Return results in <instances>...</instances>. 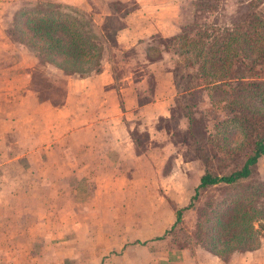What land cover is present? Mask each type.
<instances>
[{
	"label": "crops",
	"instance_id": "0c3cea01",
	"mask_svg": "<svg viewBox=\"0 0 264 264\" xmlns=\"http://www.w3.org/2000/svg\"><path fill=\"white\" fill-rule=\"evenodd\" d=\"M45 1L73 8L103 2L104 12H86L102 18L97 34L104 36L107 23L113 43L104 45L99 71L80 77L43 64L21 44L0 42V264L32 257L24 243L42 240L48 219L46 200L35 214L22 206L26 214L19 217L7 203L18 193L5 185L12 179L7 170L22 162L29 165L20 167L23 196L91 197L85 206L96 212L99 230L90 238L96 240L90 258L99 264H264V238L255 251L224 261L177 248L164 235L198 181L189 180L192 162L180 155L181 143L156 125L170 118L177 99L162 41L193 18L191 0ZM55 91L56 101L46 95ZM15 147L22 148L18 154H5ZM49 164L56 165L50 172ZM106 228L116 232L110 237Z\"/></svg>",
	"mask_w": 264,
	"mask_h": 264
},
{
	"label": "trees",
	"instance_id": "16d2710c",
	"mask_svg": "<svg viewBox=\"0 0 264 264\" xmlns=\"http://www.w3.org/2000/svg\"><path fill=\"white\" fill-rule=\"evenodd\" d=\"M263 1L191 0L192 15L214 20L194 23L164 45L186 134L203 165L174 223L201 191L225 190L196 224L201 248L220 260L255 251L264 236V180L254 177L264 156V14L257 11ZM13 18L14 41L66 75L97 73L104 45L113 43L107 23L104 36L97 34L90 16L60 3L26 2Z\"/></svg>",
	"mask_w": 264,
	"mask_h": 264
},
{
	"label": "rangeland",
	"instance_id": "374dc122",
	"mask_svg": "<svg viewBox=\"0 0 264 264\" xmlns=\"http://www.w3.org/2000/svg\"><path fill=\"white\" fill-rule=\"evenodd\" d=\"M26 2L40 3L42 5L49 4L45 0H0V42L3 41L7 43H16L12 37L9 24L11 23V21L14 22L15 20V18H13L14 13L17 12L19 8L23 7L24 3ZM86 5L74 8L78 9L88 16L89 14L86 11H91L92 8L96 9L98 14L107 10V7L104 6V3H100L99 1H97L95 7L93 5L91 8H89V6ZM111 6L117 7L114 3H111ZM187 9L191 12H194V7H192L191 4H188ZM257 11L261 14H264V1L261 2V5L258 7ZM219 12L220 10L217 9V13ZM212 20H214V17L200 19V17L196 18V16L193 15V18H190L189 22H187L181 28V31L182 29H189L194 23L211 22ZM101 21L102 18H91L92 30L95 33L99 32L98 28L102 24ZM115 26L116 23L112 24L110 28H113ZM162 43L163 45H165V41H162ZM46 95H48V97L52 98L54 101H56V99L58 98L56 91L52 94V96L47 93ZM182 114L183 112L181 111L179 102L176 99V103L171 112L170 118L168 120H159L157 121L156 125L162 129H165V132L168 133L169 138L172 141L181 143L180 155H182L186 160H191L192 164L190 165V168L187 169V173L189 175V180L195 183L198 179V176H200L202 173L203 165L197 158V154L194 151V142L191 141L186 134ZM23 116L24 115L22 114V117ZM39 117L40 116L38 115H34V118L32 116V119L33 121L40 122ZM218 119H222L221 114L218 115ZM182 127L183 130L181 129ZM198 135L199 138H202L205 134L203 131L201 132L199 130ZM238 139V136L234 137L233 142H236ZM21 149L22 148L15 147L10 151L8 150L5 154H18ZM215 164L216 162L213 161L212 165L214 166ZM34 165L37 166L38 164ZM24 166L29 165L23 162L22 164L13 163L10 164V167L7 170L11 173L10 176L12 177V179L10 177L7 178L5 185L18 187V193L16 194V197H12V199L10 201H7V203H12L14 205L13 207H15L16 205L18 217L24 216L26 214V211L22 208V206H32V213L35 214V211H39L38 202H42V200H46L45 203H48L49 210H46V214L45 212H43L45 216L47 215L48 219L45 220V226L40 228V232L43 233L42 240L33 241L30 243L21 242V244L24 243V245H26L28 249L30 248L33 256H27L26 258L18 259V263L99 264V258H90L91 250L94 245H96V240H92L90 238L92 236H96L99 230V227L96 226V224H93L98 218L97 216L93 215L96 212L89 211V207L87 205L85 206V204H88V202H90L91 197L89 196V200H87L86 198L88 197V195H56V193H54L48 196L33 194V196L27 198L25 195L23 196L21 193H19L20 190H24L22 189L25 181L22 178L24 173H22L20 170L21 168L23 169ZM51 166L53 167L52 170L55 169L54 166L56 167L55 164H49V172L51 171ZM167 168L168 167H165V170ZM1 175L3 176V174ZM256 175L264 180V156L258 160L255 166L254 177H257ZM223 195H225V190H222L219 187L201 191L192 209L181 213L178 223H176L173 227H170L164 235H168L170 238H172L177 248H185V250H203L199 243L201 237L196 233V224L199 220L200 212L205 209L206 204H208L209 202H215L219 197ZM128 198H131V196L128 195ZM134 214L135 212L130 213V215ZM161 214L163 216L164 212L161 211ZM106 229L107 231L105 232L110 237L113 236L114 231L116 232L114 228ZM117 230H119V228H117ZM263 238L264 236H262L260 239ZM224 261H226V259Z\"/></svg>",
	"mask_w": 264,
	"mask_h": 264
}]
</instances>
